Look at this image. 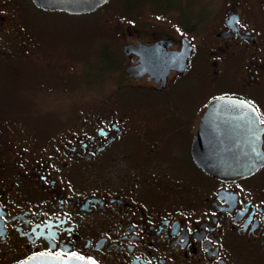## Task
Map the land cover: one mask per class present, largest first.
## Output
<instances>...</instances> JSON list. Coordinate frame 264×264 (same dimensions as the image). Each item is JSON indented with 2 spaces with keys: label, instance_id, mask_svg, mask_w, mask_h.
<instances>
[{
  "label": "flooded vegetation",
  "instance_id": "flooded-vegetation-1",
  "mask_svg": "<svg viewBox=\"0 0 264 264\" xmlns=\"http://www.w3.org/2000/svg\"><path fill=\"white\" fill-rule=\"evenodd\" d=\"M162 1L159 19H147L140 5L120 29L107 17L125 59L113 67L108 94L95 98L82 83L66 90L69 110L52 128L0 112V264L36 253L95 264H264V162L223 179L192 154L213 98L250 104L264 127V0H208L202 15L193 0ZM37 8L0 0V60L74 79L75 41L41 31ZM183 38L190 50L181 68ZM158 40L174 60L141 64L139 45ZM155 55L149 50V60Z\"/></svg>",
  "mask_w": 264,
  "mask_h": 264
},
{
  "label": "rangeland",
  "instance_id": "rangeland-1",
  "mask_svg": "<svg viewBox=\"0 0 264 264\" xmlns=\"http://www.w3.org/2000/svg\"><path fill=\"white\" fill-rule=\"evenodd\" d=\"M193 1V6L197 8L199 15L209 9L208 0ZM186 2L189 3L190 0ZM162 3V0H108V3L99 10L103 13L81 14L37 8L38 28L40 26L41 31L50 34L56 31L66 32L68 38L75 41L71 45L77 50L73 57L78 63L79 74L74 79L65 81L61 79V75L54 74L48 66L40 68L29 63L30 65L17 64L11 69L6 62L0 60V83H3L0 91V112L7 117H11L9 114L22 113L27 116L26 124L36 123L45 128H52L69 110L63 111L66 90L82 83L86 85V89L89 87L94 90L95 98L97 91L102 96L108 94L110 88L114 86L113 76L117 70L113 67H118L125 59H122L120 45L122 35L110 34L107 17L110 15L116 17L120 29L131 18L128 14L134 6L140 5L138 9H144L143 14L147 19H159L157 9ZM217 5L219 6L220 2L217 1ZM99 19L102 22L101 28L97 21ZM208 21L209 18L206 20L205 28L199 31V35L207 31L208 25L210 28L211 24ZM109 36L114 38L111 46L107 43ZM108 47L112 49L110 55H106L109 51ZM200 89L201 87L197 86V90Z\"/></svg>",
  "mask_w": 264,
  "mask_h": 264
},
{
  "label": "water",
  "instance_id": "water-1",
  "mask_svg": "<svg viewBox=\"0 0 264 264\" xmlns=\"http://www.w3.org/2000/svg\"><path fill=\"white\" fill-rule=\"evenodd\" d=\"M44 9L63 10L70 13H85L96 9L107 0H32ZM185 39V40H184ZM160 44L162 46H160ZM141 64L152 63L154 67H168L174 60V54H165L163 40L152 45H139ZM149 50L156 51L154 60H149ZM188 39L183 38L181 50L175 54L180 59L181 68L186 65L189 55ZM128 51V45H123ZM253 106L243 104L238 98L216 97L209 101L204 111L198 131L192 143L195 163L205 172L218 178L229 179L237 175H247L259 168L264 162L261 147L260 125ZM238 138L240 145L235 143ZM242 138V139H241ZM36 253L17 264H93L92 261L74 255ZM95 264V263H94Z\"/></svg>",
  "mask_w": 264,
  "mask_h": 264
},
{
  "label": "snow or ice",
  "instance_id": "snow-or-ice-1",
  "mask_svg": "<svg viewBox=\"0 0 264 264\" xmlns=\"http://www.w3.org/2000/svg\"><path fill=\"white\" fill-rule=\"evenodd\" d=\"M262 123H264V121H262ZM40 255H44L43 253H41ZM75 256V254H73ZM79 259H83V257H79ZM94 264V262H93Z\"/></svg>",
  "mask_w": 264,
  "mask_h": 264
}]
</instances>
